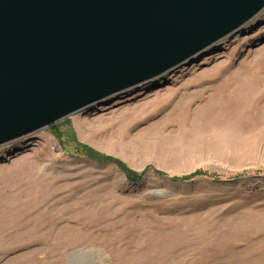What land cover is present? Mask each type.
<instances>
[{"label": "rangeland", "instance_id": "rangeland-1", "mask_svg": "<svg viewBox=\"0 0 264 264\" xmlns=\"http://www.w3.org/2000/svg\"><path fill=\"white\" fill-rule=\"evenodd\" d=\"M0 264H264V10L162 78L1 147Z\"/></svg>", "mask_w": 264, "mask_h": 264}, {"label": "water", "instance_id": "water-1", "mask_svg": "<svg viewBox=\"0 0 264 264\" xmlns=\"http://www.w3.org/2000/svg\"><path fill=\"white\" fill-rule=\"evenodd\" d=\"M263 10L264 0H0V148L162 78Z\"/></svg>", "mask_w": 264, "mask_h": 264}, {"label": "trees", "instance_id": "trees-1", "mask_svg": "<svg viewBox=\"0 0 264 264\" xmlns=\"http://www.w3.org/2000/svg\"><path fill=\"white\" fill-rule=\"evenodd\" d=\"M84 150H85V155L92 160H95V161H102V160L103 161H111V160H109V158L101 156L100 154H98L97 152L93 151L92 149H90L88 147H84ZM198 174H200V173H195L191 176L184 177L183 179L192 178L194 176H197Z\"/></svg>", "mask_w": 264, "mask_h": 264}]
</instances>
